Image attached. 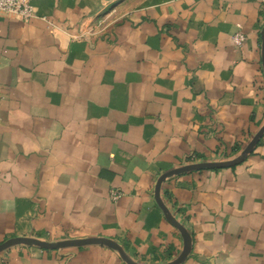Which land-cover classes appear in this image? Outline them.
<instances>
[{
	"label": "crops",
	"instance_id": "0c3cea01",
	"mask_svg": "<svg viewBox=\"0 0 264 264\" xmlns=\"http://www.w3.org/2000/svg\"><path fill=\"white\" fill-rule=\"evenodd\" d=\"M29 3L28 22L0 15V244L99 237L136 262L174 260L183 239L157 179L190 155L237 157L264 124L259 0ZM160 194L191 236L183 264H264V136ZM0 264L126 263L91 245L16 246Z\"/></svg>",
	"mask_w": 264,
	"mask_h": 264
},
{
	"label": "water",
	"instance_id": "95a60500",
	"mask_svg": "<svg viewBox=\"0 0 264 264\" xmlns=\"http://www.w3.org/2000/svg\"><path fill=\"white\" fill-rule=\"evenodd\" d=\"M260 40H261V62L264 71V26L260 31ZM263 136H264V124L258 130V132L252 137V139L244 148V150L237 157L231 160L217 161V162H196L192 164H186L179 168L169 170L159 176L154 188L155 201L159 206V208L161 209V211L163 212L165 219L180 232L183 239V249L179 254V256L170 262H166L162 264H183L191 252V236L189 232L173 216L172 212L166 206V204L163 202L161 198L160 192H161L162 183L171 177L189 172L200 171V170L222 169V168H229L236 166L242 163L245 160V158L252 153V151L254 150V148L256 147V145L259 143V141ZM91 245L104 246L116 251L126 264H143L133 260L117 242L107 238H99V237L67 239L57 242H48V241H43L36 238H28V237H16V238L8 239L0 244V254L16 246L37 247L42 250L57 251V250H64L70 248H81Z\"/></svg>",
	"mask_w": 264,
	"mask_h": 264
},
{
	"label": "built area",
	"instance_id": "2783aa9c",
	"mask_svg": "<svg viewBox=\"0 0 264 264\" xmlns=\"http://www.w3.org/2000/svg\"><path fill=\"white\" fill-rule=\"evenodd\" d=\"M259 11L264 25V0H259ZM0 15L12 16L25 22H28L37 17L36 11L29 3V0H0ZM81 36L82 35H79L78 37ZM245 40V35L240 31L236 32L231 38L232 43L237 47L242 46ZM189 161L190 164L196 163L194 162L195 156L190 155ZM111 198L113 200L119 199L120 193L112 191Z\"/></svg>",
	"mask_w": 264,
	"mask_h": 264
}]
</instances>
